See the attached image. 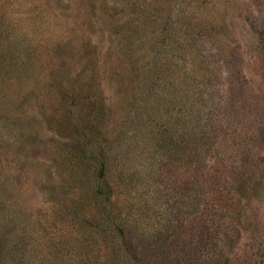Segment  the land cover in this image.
<instances>
[{"label": "rangeland", "instance_id": "rangeland-1", "mask_svg": "<svg viewBox=\"0 0 264 264\" xmlns=\"http://www.w3.org/2000/svg\"><path fill=\"white\" fill-rule=\"evenodd\" d=\"M0 264H264V0H0Z\"/></svg>", "mask_w": 264, "mask_h": 264}, {"label": "trees", "instance_id": "trees-1", "mask_svg": "<svg viewBox=\"0 0 264 264\" xmlns=\"http://www.w3.org/2000/svg\"><path fill=\"white\" fill-rule=\"evenodd\" d=\"M105 170H107V168H106V166L104 167V164H101V166H100V168H99V170H98V175L100 176V174H101V176L103 177V171H104V169ZM121 173H117V177L119 178V179H122L123 180V178H121ZM101 179V178H100ZM102 179H104L103 181H104V183L107 185V181H108V178L106 177V178H102ZM117 183L119 184V185H124L125 184V182H123V181H121V180H118L117 181ZM98 192H100V189H98Z\"/></svg>", "mask_w": 264, "mask_h": 264}]
</instances>
